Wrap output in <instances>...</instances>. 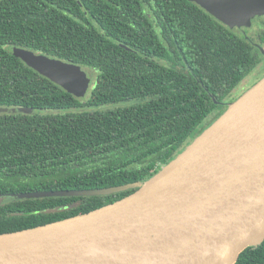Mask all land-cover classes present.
I'll return each mask as SVG.
<instances>
[{
	"label": "trees",
	"instance_id": "1",
	"mask_svg": "<svg viewBox=\"0 0 264 264\" xmlns=\"http://www.w3.org/2000/svg\"><path fill=\"white\" fill-rule=\"evenodd\" d=\"M237 29L190 0H0V107L23 109L0 113V234L87 213L136 189L11 194L140 184L175 158L264 60L263 28ZM16 47L81 66L91 78L87 95L29 67ZM235 264H264V242Z\"/></svg>",
	"mask_w": 264,
	"mask_h": 264
},
{
	"label": "water",
	"instance_id": "2",
	"mask_svg": "<svg viewBox=\"0 0 264 264\" xmlns=\"http://www.w3.org/2000/svg\"><path fill=\"white\" fill-rule=\"evenodd\" d=\"M231 28L264 15V0H190ZM13 52L76 97L91 78L78 64L25 48ZM22 108L0 107V113ZM136 189L87 213L16 232L0 264H235L264 242V77L183 151L142 183L11 194L18 199L105 196ZM1 195V194H0Z\"/></svg>",
	"mask_w": 264,
	"mask_h": 264
},
{
	"label": "rangeland",
	"instance_id": "3",
	"mask_svg": "<svg viewBox=\"0 0 264 264\" xmlns=\"http://www.w3.org/2000/svg\"><path fill=\"white\" fill-rule=\"evenodd\" d=\"M257 16H259V15H257ZM251 26H252V23H251ZM251 26H248V27H246V28H251ZM245 27V26H244ZM263 51H264V48H263ZM88 72H90V71H88ZM262 77H264V60H263V62L254 70V72L249 76V77H247L244 81H243V83H242V86L240 87V89H241V94H239V96L240 95H242V93L243 92H245L249 87H251L253 84H255L257 81H259ZM233 96H235V94L233 95ZM238 96V95H237ZM238 96V97H239ZM237 97V98H238Z\"/></svg>",
	"mask_w": 264,
	"mask_h": 264
},
{
	"label": "flooded vegetation",
	"instance_id": "4",
	"mask_svg": "<svg viewBox=\"0 0 264 264\" xmlns=\"http://www.w3.org/2000/svg\"><path fill=\"white\" fill-rule=\"evenodd\" d=\"M261 27L264 30V15L263 16H256L253 19L251 28L243 27V28H240V31L247 34V33H251L252 31L257 32V31H259V29H261ZM237 30H239V28ZM262 51H263V49H262ZM263 53H264V51H263ZM90 86H91V84H90Z\"/></svg>",
	"mask_w": 264,
	"mask_h": 264
},
{
	"label": "bare ground",
	"instance_id": "5",
	"mask_svg": "<svg viewBox=\"0 0 264 264\" xmlns=\"http://www.w3.org/2000/svg\"><path fill=\"white\" fill-rule=\"evenodd\" d=\"M14 238H15V236H3V237H0V242H6V241L12 240Z\"/></svg>",
	"mask_w": 264,
	"mask_h": 264
}]
</instances>
